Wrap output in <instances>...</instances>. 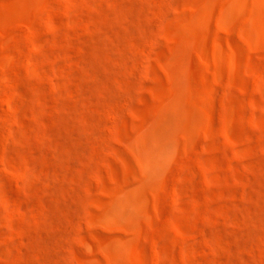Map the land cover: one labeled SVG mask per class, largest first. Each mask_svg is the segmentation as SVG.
Instances as JSON below:
<instances>
[{
  "label": "rangeland",
  "instance_id": "374dc122",
  "mask_svg": "<svg viewBox=\"0 0 264 264\" xmlns=\"http://www.w3.org/2000/svg\"><path fill=\"white\" fill-rule=\"evenodd\" d=\"M0 264H264V0H0Z\"/></svg>",
  "mask_w": 264,
  "mask_h": 264
}]
</instances>
